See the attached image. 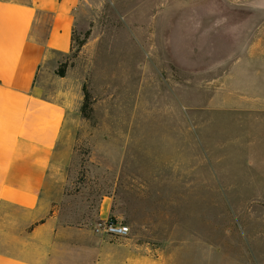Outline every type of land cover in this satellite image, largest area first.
<instances>
[{"label":"rangeland","instance_id":"1","mask_svg":"<svg viewBox=\"0 0 264 264\" xmlns=\"http://www.w3.org/2000/svg\"><path fill=\"white\" fill-rule=\"evenodd\" d=\"M69 57L61 216L113 193L163 264H264V0H82Z\"/></svg>","mask_w":264,"mask_h":264},{"label":"crops","instance_id":"2","mask_svg":"<svg viewBox=\"0 0 264 264\" xmlns=\"http://www.w3.org/2000/svg\"><path fill=\"white\" fill-rule=\"evenodd\" d=\"M81 5L0 0V264H163L132 225L122 237L93 230L108 217L138 223L113 193L99 196L92 219L61 216L82 102L69 57Z\"/></svg>","mask_w":264,"mask_h":264},{"label":"built area","instance_id":"3","mask_svg":"<svg viewBox=\"0 0 264 264\" xmlns=\"http://www.w3.org/2000/svg\"><path fill=\"white\" fill-rule=\"evenodd\" d=\"M93 230H102L108 235L122 237L129 233V226L123 222L108 217L106 219H99L95 221L93 224Z\"/></svg>","mask_w":264,"mask_h":264},{"label":"trees","instance_id":"4","mask_svg":"<svg viewBox=\"0 0 264 264\" xmlns=\"http://www.w3.org/2000/svg\"><path fill=\"white\" fill-rule=\"evenodd\" d=\"M74 32H75V31H74ZM73 40H74V34H73ZM57 72H58L60 75H63V74H64L63 67H62V68H59ZM84 97H85V98H84V103H82V108H83V109L87 106L88 96H87L86 93H85V96H84ZM96 210H97V206H96V209H95V212H94V213H96ZM94 213H92V214H91V213H90V214H87V215H85L84 218L89 217L90 219H92L93 216H94ZM112 219H114V218H112Z\"/></svg>","mask_w":264,"mask_h":264}]
</instances>
